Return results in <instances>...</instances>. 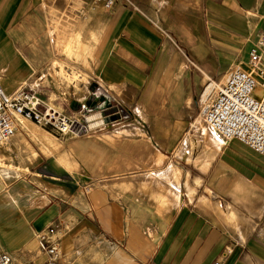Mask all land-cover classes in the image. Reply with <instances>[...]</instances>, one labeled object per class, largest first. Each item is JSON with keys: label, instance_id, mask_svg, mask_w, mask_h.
<instances>
[{"label": "crops", "instance_id": "obj_1", "mask_svg": "<svg viewBox=\"0 0 264 264\" xmlns=\"http://www.w3.org/2000/svg\"><path fill=\"white\" fill-rule=\"evenodd\" d=\"M133 1L140 11L126 0H0L7 93L51 83L73 21L75 54L62 47L63 60L120 107L113 123L86 126L72 169L35 149V138L58 139L39 125L0 144V245L12 264H53L39 235L64 220L58 264H264V155L202 112L210 80L248 67L264 0Z\"/></svg>", "mask_w": 264, "mask_h": 264}, {"label": "built area", "instance_id": "obj_2", "mask_svg": "<svg viewBox=\"0 0 264 264\" xmlns=\"http://www.w3.org/2000/svg\"><path fill=\"white\" fill-rule=\"evenodd\" d=\"M95 1L111 9L119 0ZM126 1L140 11L133 0ZM83 10L81 4L74 9L76 15L73 17L83 14ZM202 101L204 119L215 131L228 140L238 139L264 155V34L250 50L248 67L232 68L223 82L210 80L204 88ZM23 121L52 128L59 134L86 130L81 121L44 105L34 88L27 85L7 93L0 85V144L8 142L16 134ZM86 188L89 190L88 186ZM60 227L65 229L68 224L62 220L39 235L41 250L50 255L52 261L60 256ZM231 252L228 250L227 253ZM12 262L11 253L0 245V264ZM214 264H222V261Z\"/></svg>", "mask_w": 264, "mask_h": 264}, {"label": "rangeland", "instance_id": "obj_3", "mask_svg": "<svg viewBox=\"0 0 264 264\" xmlns=\"http://www.w3.org/2000/svg\"><path fill=\"white\" fill-rule=\"evenodd\" d=\"M73 24H75L73 21H68L66 23V34L68 36V40L65 42L66 45H61L57 42L55 44L54 52L57 58L52 60V68L50 70L51 74L47 75L52 78L51 83L46 82L44 84L43 81L46 80L45 77L43 80L39 79L32 81L30 87L36 90L37 95L42 103L43 100H45L46 104L43 103L44 105L55 106L58 111L71 118L81 121L83 124H85V126H88V124L95 126L99 124L113 123V121H115L114 119L116 118L114 115L116 114L114 112L112 113L111 110L120 107L118 103L113 100L112 95L100 89L88 91L87 88L83 87L84 84H80V82H88L86 79H83L86 77V75L75 68L73 62L63 60V54L60 52L62 47L64 50L66 49V56L69 57L72 56V54H75L74 47L69 48V46H71L70 42L72 41L73 35L75 34ZM203 108L204 107L202 105V112ZM121 114L122 112L120 115ZM25 124V127L19 126L17 130L24 132L27 130V126H34L35 123L32 121H26ZM39 128L42 129V126ZM47 129H50L52 131L51 133L55 135L57 134L58 139L53 137V135H49L51 136V139L40 140L41 142H46L44 145L35 138L33 139L35 140L33 141L35 149L40 152L41 150L45 151L55 156L62 155V162H64L69 169H72L74 166H72V164L75 154L77 152L79 154L82 152V149H78V146L80 148L81 139L87 137L88 133H85L84 135L77 132L59 134L52 128ZM30 135L34 136V134ZM59 260L60 258L52 261V263L58 264Z\"/></svg>", "mask_w": 264, "mask_h": 264}, {"label": "bare ground", "instance_id": "obj_4", "mask_svg": "<svg viewBox=\"0 0 264 264\" xmlns=\"http://www.w3.org/2000/svg\"><path fill=\"white\" fill-rule=\"evenodd\" d=\"M50 107L52 108V110H56V111H58L57 108H56L55 106L52 105V106H50ZM24 124H25V121H23V125H24ZM89 126H90V125L88 124V127H89ZM3 170H4V169H3ZM9 171H10V170H9ZM12 171H14V170H12ZM16 171H17V170H16ZM5 174H6V173H5ZM5 174H4V175H5ZM15 174H16V173H15ZM9 175H10V174H9ZM9 180H10V179H9ZM6 205H7V204H6Z\"/></svg>", "mask_w": 264, "mask_h": 264}]
</instances>
